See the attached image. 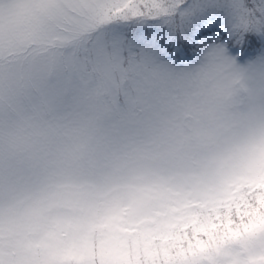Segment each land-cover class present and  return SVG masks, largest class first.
<instances>
[{"label":"snow or ice","instance_id":"snow-or-ice-1","mask_svg":"<svg viewBox=\"0 0 264 264\" xmlns=\"http://www.w3.org/2000/svg\"><path fill=\"white\" fill-rule=\"evenodd\" d=\"M27 8L0 32V264H264V0ZM62 180L87 195L61 216Z\"/></svg>","mask_w":264,"mask_h":264},{"label":"rangeland","instance_id":"rangeland-1","mask_svg":"<svg viewBox=\"0 0 264 264\" xmlns=\"http://www.w3.org/2000/svg\"><path fill=\"white\" fill-rule=\"evenodd\" d=\"M17 5L16 13L7 19L0 20V32H2L3 42L6 44L10 38L23 33L29 24L28 5H36L44 2V0H13ZM43 51V49H42ZM79 161H66L65 167L74 169L79 167ZM49 194L55 197V206L58 213L62 215L70 214L74 210V203L78 199H82L87 195V191L80 188L78 184L70 180H62L58 184L53 185L49 190Z\"/></svg>","mask_w":264,"mask_h":264},{"label":"clouds","instance_id":"clouds-1","mask_svg":"<svg viewBox=\"0 0 264 264\" xmlns=\"http://www.w3.org/2000/svg\"><path fill=\"white\" fill-rule=\"evenodd\" d=\"M0 4L3 6L5 16H7L8 12L15 6L13 0H0ZM238 96V104L244 110H251L260 103L258 99L254 100L250 98L243 89L240 90Z\"/></svg>","mask_w":264,"mask_h":264}]
</instances>
